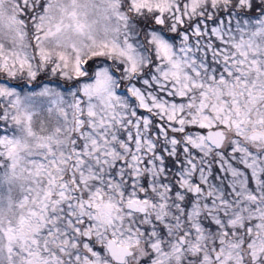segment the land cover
I'll list each match as a JSON object with an SVG mask.
<instances>
[{
  "label": "snow or ice",
  "instance_id": "snow-or-ice-1",
  "mask_svg": "<svg viewBox=\"0 0 264 264\" xmlns=\"http://www.w3.org/2000/svg\"><path fill=\"white\" fill-rule=\"evenodd\" d=\"M0 264H264V0H0Z\"/></svg>",
  "mask_w": 264,
  "mask_h": 264
}]
</instances>
